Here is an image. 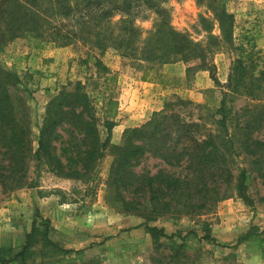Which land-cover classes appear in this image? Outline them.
<instances>
[{
    "label": "trees",
    "instance_id": "trees-1",
    "mask_svg": "<svg viewBox=\"0 0 264 264\" xmlns=\"http://www.w3.org/2000/svg\"><path fill=\"white\" fill-rule=\"evenodd\" d=\"M165 1L0 0V51L15 39L32 35L58 47L78 43L100 53L112 49L122 58L148 64L176 61L192 64L186 68L188 74L193 69L205 68L210 52L169 26L161 7ZM195 1L206 3L219 26L220 40L232 46L233 17L220 0ZM147 10L155 13L157 21L147 38L141 40L134 22ZM115 17L119 18L113 21ZM209 39L215 38L209 36ZM261 63L264 65V58ZM253 66L235 59L226 87L240 86L251 100H260L264 96V69L254 75ZM20 84L21 79L13 70L0 65V186L3 192L34 187L26 182L30 164L38 173L46 169L60 178L92 184L101 159L109 152L112 162L106 193L120 204L121 211L147 222L165 216L197 214L233 196L253 206L249 195L251 173L258 170L264 178V142L254 136L264 123V103L231 114L226 106L229 93L223 92L214 112L217 119L212 132L206 131L201 122L182 117L174 108L186 102L176 98L141 126L125 129L119 145H110L117 115L115 100L108 99L105 103L102 126L106 138L101 140L99 120L82 84L69 83L46 104L34 139L26 108L13 95ZM241 156L248 167L236 164ZM148 159L158 162L154 173L143 166L139 169ZM260 200L264 201V197ZM36 220L25 235L20 252L12 255L10 249H0V264H10L18 258L24 260L36 243L38 226L44 227L41 250L50 247L64 254L71 252L58 248L48 238L49 220L40 219L39 223ZM138 228H143L154 244L174 237L146 222ZM256 230L252 227L244 238ZM200 240L216 244L208 234ZM187 249L189 246L184 242L174 246L175 253L169 262L178 261Z\"/></svg>",
    "mask_w": 264,
    "mask_h": 264
},
{
    "label": "rangeland",
    "instance_id": "rangeland-1",
    "mask_svg": "<svg viewBox=\"0 0 264 264\" xmlns=\"http://www.w3.org/2000/svg\"><path fill=\"white\" fill-rule=\"evenodd\" d=\"M220 3L233 17L232 46L220 40L219 26L205 2L166 0L161 4L172 29L187 35L191 41L210 52L205 68L193 69L189 74L186 68L192 64L185 65L179 61L148 64L122 58L112 49L100 53L78 43L58 47L32 35L6 44L0 51V65L13 70L21 79L13 95L26 108L25 115L30 122L33 138L37 137V126L48 101L74 82L82 84L94 108L101 140L106 138L102 126L105 103L108 99L117 102L110 145H119L125 129L141 126L176 98L186 102L174 108L182 117L201 122L206 131L212 132L215 130L214 120L217 119L214 112L223 92L229 93L226 106L231 114L244 107L264 103V96L260 100H251L240 86L236 89L234 84L233 89L226 87L231 63L235 59H241L246 65L253 64L251 70L254 75L264 69L261 63L264 58V0H220ZM118 18L115 17L113 21ZM156 21L155 13L148 10L135 20L141 40L152 32ZM209 36L215 39H209ZM96 59L99 65H96ZM254 136L264 142V123ZM111 162L112 157L107 152L96 169L92 184L89 181L60 178L46 169L38 173L30 164L26 182L34 187L3 192L0 186V207L3 199L12 196L19 204L33 196H54L67 207V211L78 217L75 224L69 225L74 226L68 227L66 232L53 229L49 220L48 238L58 248L71 250L70 253L64 254L50 247L41 250L44 227L38 226L36 243L25 259L18 258L10 264H264V201L260 200L264 197V178L259 176L258 170L251 173V207L233 196L197 214L165 216L147 222L121 211L120 204L106 193ZM157 163L148 159L139 169L143 166L154 173L158 169ZM236 164L248 167L242 156ZM29 209L34 214L33 208ZM23 216L19 218L21 223L17 222L18 217L10 220L17 231H20V227H17L19 224L26 225ZM35 218L38 223L40 219H47L39 213L33 220ZM145 222L151 227L162 228L167 236L174 237L160 239L154 244L145 230L138 228ZM252 227L257 230L244 238ZM18 234L23 235L19 247L1 249H10L12 255L20 252L27 233ZM204 234L213 237L216 244L201 241ZM238 240H241L239 244ZM181 242L187 244L189 249L183 256L180 254L178 261L169 262L175 253L174 246Z\"/></svg>",
    "mask_w": 264,
    "mask_h": 264
},
{
    "label": "crops",
    "instance_id": "crops-1",
    "mask_svg": "<svg viewBox=\"0 0 264 264\" xmlns=\"http://www.w3.org/2000/svg\"><path fill=\"white\" fill-rule=\"evenodd\" d=\"M28 206V207H27ZM6 207V208H5ZM35 211L34 214L32 210ZM38 209V210H37ZM24 212L31 214L27 216ZM24 213V214H23ZM39 213L41 216L47 218L52 222L53 229H58L60 231L66 232L71 223L75 224L76 218H78L73 213L67 211V207L58 201V198L54 196L50 197H32L30 199H24V202L19 204L12 197L3 199L2 206L0 207V249L1 248H15L23 242V235L18 234L19 232L24 234L31 230L32 221L34 216ZM23 216V220L26 225L20 227V231L14 229L13 224L10 220L18 217L17 222L21 223L19 220L20 216ZM11 224V225H10ZM78 226V224H77ZM72 229H75L73 227ZM140 233V232H138Z\"/></svg>",
    "mask_w": 264,
    "mask_h": 264
}]
</instances>
